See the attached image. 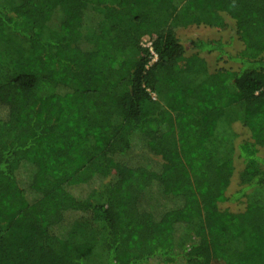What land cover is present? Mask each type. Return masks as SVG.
<instances>
[{
  "label": "trees",
  "instance_id": "obj_1",
  "mask_svg": "<svg viewBox=\"0 0 264 264\" xmlns=\"http://www.w3.org/2000/svg\"><path fill=\"white\" fill-rule=\"evenodd\" d=\"M0 70V264H264V0H0Z\"/></svg>",
  "mask_w": 264,
  "mask_h": 264
},
{
  "label": "rangeland",
  "instance_id": "obj_2",
  "mask_svg": "<svg viewBox=\"0 0 264 264\" xmlns=\"http://www.w3.org/2000/svg\"><path fill=\"white\" fill-rule=\"evenodd\" d=\"M223 18V26L222 27H211L206 25L200 26H190L188 28H180L177 31L178 38L185 45L188 53L193 51V46L191 45V41H196L199 39L202 40H211V39H223V41L229 43L228 50L235 54L243 49V44L239 40L237 35L236 24L233 19H231L228 15H222ZM145 44V41H143ZM205 59L210 66V69L213 70L215 67H231L232 65L226 64L224 62H217L213 59L215 54H204ZM153 57L151 60V64L153 63ZM233 67V66H232ZM10 78V74L6 70H0V83L5 82ZM167 90H164L163 94H166ZM156 97V95H155ZM225 134L231 136L234 139L235 145L244 140L250 139V132L248 129L243 126L241 123H234ZM232 147L235 149V153L232 154L234 157L236 172L233 176L232 183L230 189L228 190L227 196L229 197V201L220 204V208L224 210H230L231 212H240L243 211L246 207V203L252 198H255L257 192L254 193V189H249L246 192V196L237 199L235 195L242 188L240 184V180L238 177L239 171L243 168V163L241 160L237 158L236 147ZM264 154V152H262ZM254 194V195H253ZM101 224L95 221H83L79 223V227H81L80 235L83 237H88L94 239L96 241H100L102 239L100 235Z\"/></svg>",
  "mask_w": 264,
  "mask_h": 264
},
{
  "label": "built area",
  "instance_id": "obj_3",
  "mask_svg": "<svg viewBox=\"0 0 264 264\" xmlns=\"http://www.w3.org/2000/svg\"><path fill=\"white\" fill-rule=\"evenodd\" d=\"M146 46H148V48H150L151 55L153 56V61L155 62L157 60V55L154 53L153 48L151 46V43H148Z\"/></svg>",
  "mask_w": 264,
  "mask_h": 264
}]
</instances>
